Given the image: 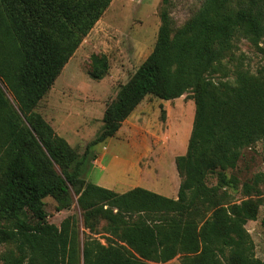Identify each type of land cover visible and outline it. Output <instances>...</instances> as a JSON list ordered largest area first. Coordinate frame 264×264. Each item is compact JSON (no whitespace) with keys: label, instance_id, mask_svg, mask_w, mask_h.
I'll return each instance as SVG.
<instances>
[{"label":"trees","instance_id":"1","mask_svg":"<svg viewBox=\"0 0 264 264\" xmlns=\"http://www.w3.org/2000/svg\"><path fill=\"white\" fill-rule=\"evenodd\" d=\"M110 1L0 0V244L16 246L2 254L4 263L162 264L179 254L181 264H264L244 228L256 218L258 200L229 203L224 190L218 193L242 148L264 140V70H238L233 80L213 76L225 69L235 39L257 44L264 37V0H203L176 29L170 0H161L153 48L78 153L36 107ZM187 92L194 114L186 151L174 158L176 198L86 180L92 147L112 137L143 97L171 100ZM210 172L216 185L206 184ZM261 180L257 173L241 188L250 195ZM70 192L87 224L96 214L107 220L106 244L89 237L80 247L76 229L48 221L43 198L54 197L60 210Z\"/></svg>","mask_w":264,"mask_h":264},{"label":"rangeland","instance_id":"2","mask_svg":"<svg viewBox=\"0 0 264 264\" xmlns=\"http://www.w3.org/2000/svg\"><path fill=\"white\" fill-rule=\"evenodd\" d=\"M202 2L170 0L168 11L173 28L184 24ZM160 8L161 0H111L57 76L54 86L64 93L62 103L66 107L63 111L59 109L57 116L61 115L68 122L53 120V125L71 137V146L76 152L82 153L85 145L95 137L102 125L103 106L115 98L119 87L127 82L153 48L160 24ZM233 43V48L223 58L225 69L213 75L215 80H233L238 70L250 73L264 70V37L257 44L244 37ZM95 72L101 73V77L93 78L90 73ZM137 106L133 120L137 125L127 127L125 136L114 135L92 147L96 157L102 154L99 159L103 169L90 167L85 178L118 192L140 186L171 197L173 190L175 193L171 174L173 170L176 175L174 157L185 153L192 126V92L171 100L148 94ZM36 111L45 112L42 103ZM46 115L52 118L51 114ZM178 132L179 145L175 142ZM53 168L60 172L56 164ZM257 173L262 180L252 194H245L241 184ZM224 175L228 182L218 193L224 190L227 202L239 203L246 198L259 202L256 218L247 220L244 228L253 241L254 256L264 261V140L243 147L236 166L224 170ZM218 178L216 172H210L205 177L206 184L216 185ZM70 199L69 206L57 210L56 199L50 195L44 197L48 221L57 226L66 223L76 229L80 247L89 237L106 244L107 220L96 214L87 224L86 210L78 204L73 192H70ZM8 249L16 252L15 244H0V264H5L2 254ZM162 264H181L179 254Z\"/></svg>","mask_w":264,"mask_h":264},{"label":"crops","instance_id":"3","mask_svg":"<svg viewBox=\"0 0 264 264\" xmlns=\"http://www.w3.org/2000/svg\"><path fill=\"white\" fill-rule=\"evenodd\" d=\"M56 80V79H55ZM55 82V81H54ZM63 96H64V93L59 91L55 86H54V83L53 85L49 88V90L46 92V94L40 99L38 105H40V103H42V106L44 107L45 109V112H42L40 113L44 119L51 125V127L54 129V131L61 137H63L70 145L72 143V140H71V137L66 134L65 131H61V130H57L56 127H54L53 125V120H56V121H59V120H63V121H66L68 122L66 119H62L61 115L60 116H57V113L59 111V109H62L65 110L66 107L63 105L62 101H63ZM176 99V98H175ZM164 100V99H163ZM37 105V107H38ZM36 107V108H37ZM138 106H136L133 111L122 121L119 129L116 131V133L113 135L114 137H122V136H125V129L127 127H130L132 125H137V122L134 123L133 120H134V117L137 113V108ZM104 109H105V106H103L102 110H101V119H102V116H103V113H104ZM46 114H51L52 115V118H49L47 117ZM167 114L169 115V110H167ZM102 122V120H101ZM56 124H58L56 122ZM134 127V126H133ZM65 135H64V134ZM179 133V132H178ZM112 136V137H113ZM180 136V133L179 134H176L175 136V142L177 145H179L181 143V140L179 138ZM103 149H106L105 145L102 146ZM101 153L99 156H97L92 162L93 164L91 165V168H99V169H103V165L101 164L100 162V159L101 158ZM175 158V157H174ZM99 164H95V163H98ZM175 165V163H174ZM176 170V168H175ZM171 174H172V178H173V189H175V193H174V190L172 191L171 193V198H176V195H177V189H178V185H179V175L177 173V170H176V175L175 173L173 172V170L171 171ZM175 180V181H174ZM108 188V187H107ZM177 188V189H176ZM110 189H113V188H110ZM116 191V190H114ZM118 192V191H116Z\"/></svg>","mask_w":264,"mask_h":264}]
</instances>
